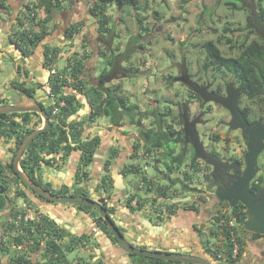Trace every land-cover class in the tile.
Wrapping results in <instances>:
<instances>
[{
	"label": "flooded vegetation",
	"instance_id": "af4514ba",
	"mask_svg": "<svg viewBox=\"0 0 264 264\" xmlns=\"http://www.w3.org/2000/svg\"><path fill=\"white\" fill-rule=\"evenodd\" d=\"M240 1L244 4L245 8L250 10L252 15V9L246 6L244 0ZM258 12H260V9ZM252 23H250L251 26L247 27L249 32H252L254 29ZM244 30L245 29L240 30V33L242 32V35L240 36L235 34L234 38H232L233 43L239 44L236 43V41L237 39H240V37L244 38V40H247L246 38L248 36V32L246 30L247 33H244ZM78 31H80V29ZM99 34H102L100 30ZM255 34L258 38H263L257 34V32ZM247 42L249 43V41ZM83 45L89 46L93 49V45L90 41H88V39H86ZM228 45L229 47L231 46V44ZM234 49L240 51L238 55L240 56L242 51L237 47L232 48V50ZM77 61L78 60H75L74 63H77ZM45 65H49L47 62V57L45 60ZM229 74L231 75V81L224 80L222 83H215L213 81L201 82L196 79L189 71L183 72L181 77H189L191 81L198 83L204 93H208V91H210L227 96L230 91L232 94H238V105L250 125L256 126L259 121L264 124V95L261 97H250L248 94H246V88L243 84H241L240 80L234 77L231 73ZM52 75L53 74H51L50 77ZM84 79L88 81L86 85L88 89L103 83L101 78L98 76L95 77L94 72H92L86 66L84 68ZM185 85L187 86L190 95H188L184 100L185 103L183 106L181 105L182 126L175 129L176 131L182 129L183 133L181 136L178 135V133L175 134V136L181 138L175 143L174 146L176 153H182L184 160L180 164V167H177L176 169L179 173L175 179L172 174H168V171L170 170L169 166H173V164L176 163L172 162L171 155L168 156L167 148L165 146L155 147L152 142H147L145 136L142 135V130L147 133L148 129L153 128L154 130L156 128V114L153 111L147 116L141 115V112L137 111L136 118L138 121L141 119L140 123H131L127 116H124L120 123H112L110 118L104 113L91 116L93 104L90 102L88 95L83 92V95H86L90 102L91 112L82 115V120L79 121L82 127L85 129V125L88 124L87 122L93 123L97 120L99 121L101 117H104L108 119V122L110 123L109 125H111L109 131L113 136H111L109 139L107 138L105 135L106 133L102 132L100 125L103 126V124L100 122L99 125H96L98 127L100 126L97 131L91 130L88 132L85 141H94L96 138H98V144L93 151L91 149H86V155L82 150H80L79 155L77 154L78 158L70 162L69 165L72 167V181L70 186L73 191L71 194L69 193L66 195L83 196L100 203L104 207L110 222L114 225L122 240L127 243V246H123L120 243L119 238L114 235L113 231L109 227L108 221L95 206L89 204H68L48 200L43 195L39 194L34 188L23 184L21 181V187L25 192V195L19 196L24 198L25 203L21 205V209L25 215L26 213L30 215L29 219H36L42 215L41 213L34 211L33 206L31 205L32 202L30 198L35 196L40 200L48 202L68 204V206L74 205V208H76L77 211H83L87 216H89L93 221V224L99 229L100 236L96 238V241H93L92 237H90V235H86V233H83V235L86 237L80 236L77 238L61 235L57 238L59 243H69L71 250H78V253L81 252L79 253L80 256H78V254L75 256V261L72 260V264H90V260L87 261L85 255H88L91 260L95 259L96 264H108V262H111L112 264H140L141 262H139L138 257L141 255H138L133 251L142 249L155 250L157 249L155 246L157 244H151L150 242L152 239L149 242L151 228L147 225H143L142 222L138 223L135 219V215L142 213L141 211H143L144 215L146 216L145 219L148 218L147 220L152 224L153 220L148 216V214H153L158 220L169 215L172 211L171 209L177 205L172 203L170 199L171 195L169 192V187L172 185L173 187L179 186L180 188H183L184 184L186 185L185 181H190L189 184H187V186H189V192L186 190L187 193L183 194L185 197L191 195L192 198L184 203H188L189 207H191V209L194 211H201L205 209L207 211L206 217L208 218V222H211V225L215 228H212V230H220L223 228V225L220 222L221 218L226 216L228 213H231L234 207L230 204V202L220 201L218 199V186H211L209 188V185L214 181V178H211L209 181L204 180L205 176L210 173V171H212L213 167L203 159L196 157V151L193 142L190 137L187 136L186 129H192V127L196 129L207 152L216 154L224 162L230 164H239L241 167L245 165V157L248 152V134L243 130V128H231L230 123L233 120V116L229 109L225 108L222 104L213 101H206L199 93L194 91L188 83H185ZM205 88H207L208 91H206ZM28 97L33 99L34 95H32L33 98L31 96ZM192 98L199 102V106L196 108L195 112L193 111L190 103ZM40 103L47 110V112L50 110V107H46L43 102ZM211 103L223 107V109L227 112V115L225 113L222 114V117L226 120L224 121L223 125L220 124L221 126H219L218 130L226 127L227 133L229 135L223 137L222 134H220L221 132L217 130H211L212 133L207 134V136L211 140L212 144L206 146L202 141L201 134L204 133V135H206L205 127L211 128L209 125L212 124L210 118L213 117H208V112L206 111L208 104ZM255 103L260 104L259 107L255 106ZM156 107L157 106H155L152 110H155ZM81 108L85 109V103H83ZM38 115L42 116L39 113ZM227 116H229V118ZM147 117H153L152 125L147 126L145 123ZM50 119L51 121H58L57 117L53 115L50 117ZM44 122L45 120L42 119V125L38 128H41L44 125ZM125 124H127V126L129 125L131 129L125 126ZM164 126L166 127L165 124ZM114 127L120 129L118 134L116 131H114ZM201 127H203V129ZM215 127L216 126H214V128ZM94 131H96V133H94ZM238 136L240 139L239 141L237 139ZM231 137L235 138L233 143ZM13 140L15 141L16 146L17 141L15 138H13ZM74 150L78 151L77 149ZM99 150L103 151L102 156L100 155ZM60 151L61 149L59 152ZM70 152H64L65 154L63 153V155L58 156V167L62 166V161L66 159ZM10 153L11 156H9L8 161H5V163L11 162L13 153L12 150ZM158 153L160 154L158 155ZM42 161H47L43 155L41 157L40 163L34 167V170L31 169V164L29 165L30 167H28L27 171L23 170L22 167L21 169L34 183L47 189L45 185L49 183H46L43 180L42 175L39 173V166L41 165ZM161 165H164L165 168H162ZM185 165H188V168L190 169L188 171H191L189 172L190 177L189 173L185 174L186 180L182 177L185 172H188L183 169V166ZM259 166V172L251 182V190L254 194L258 193L264 187V149L262 150L259 157ZM149 167L154 168L157 179L155 178V175L151 176L147 172ZM219 172L227 186H231V183L237 178V176L228 178L226 176V169L223 165L220 166ZM31 173L34 175L33 178L30 177ZM262 177L263 180H260ZM143 180H146L148 183H150L148 187L144 185L145 183ZM154 183L161 186L159 187L160 190L158 191V194L152 195L146 193L145 191L148 188L153 187ZM258 184H260V188L257 189ZM163 187H165V189H163ZM49 191L56 193L54 192L53 188ZM141 193L143 194L141 195ZM56 194L62 195L60 192ZM14 195H16L15 192ZM173 196L175 197L176 194ZM145 205L149 207L148 211L147 209H143V206ZM243 206L245 205L241 202L237 204V207L242 208ZM77 207H79L80 210H78ZM121 208L126 210V213L125 211H122ZM245 208L247 210L246 206ZM9 213L11 214L9 215V220L6 221L7 223L5 227H2V224L0 226V254L2 253L7 256L9 262L8 264H10V262L12 264H50L47 262L50 260V256H45L47 247L46 243L49 237H47V235L43 236V228L40 229L34 224V222H32L30 227L16 230L13 228L15 218L13 217L12 212ZM3 214L4 213H0V215ZM250 233L251 238L255 240L264 237V235L260 234V237L254 238L253 233ZM101 240H106L111 246L109 252L103 250L101 246L97 244L100 243ZM98 248L100 250L96 252V249ZM115 253L117 255H114ZM144 257H146V261H150L149 259L153 258L147 256ZM1 258L2 257L0 256V260ZM169 263L171 264L172 262Z\"/></svg>",
	"mask_w": 264,
	"mask_h": 264
},
{
	"label": "trees",
	"instance_id": "16d2710c",
	"mask_svg": "<svg viewBox=\"0 0 264 264\" xmlns=\"http://www.w3.org/2000/svg\"><path fill=\"white\" fill-rule=\"evenodd\" d=\"M69 0H37L28 12V25L24 28L20 36V40L16 42V45L20 50L27 54L32 45H37L43 39L50 34L48 32V23L52 20L53 13H58L62 9V3ZM226 0L227 4H231L232 9L238 10L243 8L237 0ZM97 6L92 8L94 16L97 17L99 23V30L104 35H111L114 31L115 25L112 27L109 26L110 17L106 13V9L109 5H117L118 7H130L135 10V18L139 27V31L132 34L125 45V49L117 52L112 48L113 43L109 41L106 43V48L109 50V54L106 51L101 50L100 53L103 54L108 59V66H106L102 71L100 78L103 83H100L98 86H94L91 89L86 87L88 81L84 79V62L83 59H79L77 63H69L71 66L73 83L80 92H85L88 95L90 102L93 104V110L91 116L104 113L110 118L112 123H120V121L127 116L131 123H140V120L136 118L138 105L130 103L128 98L124 95L119 94V85L115 87H108L106 83L112 81L116 78V70L120 67V70L123 74L120 76L127 77H136L138 76V70H132V66H123V62H130L133 56L140 51H142L147 31V23L145 17L141 14V11L145 12L147 10V5L142 6L138 0H96ZM262 8V9H261ZM44 9L46 17L41 19L36 23L35 16L37 15L36 10ZM259 15L264 20V7H260ZM249 23L253 22V16L250 14L248 16ZM35 25H39L41 29L38 31L35 30ZM156 28H159L158 26ZM77 25L71 26L66 32L67 37H72L75 33L78 32ZM231 27H226L225 31H233ZM253 33H256L255 30H252ZM150 42V41H148ZM225 42L231 44V49L237 47L242 51L240 56L232 57L226 56L222 53L219 45L214 40H208L204 44V48L207 51V60L204 63L206 69L215 65L216 71L221 73H231L234 77L240 80L246 88V94L250 97H261L264 95V39L259 37L254 39L249 43L247 40H244L242 43L235 44L231 37H226ZM47 62L49 64L53 63L58 57V49L56 48H47L46 50ZM83 76V77H82ZM119 77V76H118ZM51 86V92L54 96H58L62 92V85L65 84L66 80L61 82V76L59 74H53L49 79ZM168 84L171 83V80H167ZM24 93L28 96L33 95V89L24 87L20 85L19 87ZM33 98V97H32ZM57 104L60 101H65L66 105L61 107L60 113L57 115L58 121H51L52 127L49 131L43 132L33 143L29 146L27 151H25L23 157L20 160V166L23 170L27 171L29 165L31 164V169L34 170V167L40 163L41 156L39 155L37 148L41 151H46L48 153L58 152L61 148H66L68 152L78 149L82 150L86 155L87 150L95 149L98 144L99 139L96 138L94 141H85L83 138L84 130L80 122L74 120L69 121L70 116L75 113L81 103L78 101L75 95H62L58 97ZM43 106V105H42ZM54 108H50L49 115L52 116ZM153 112L156 114V128L153 130L148 129L147 133L142 130V135L145 136L146 141L153 143L155 147L165 146L167 148L168 156L171 155V160L173 164L169 166L170 171L173 173L177 167H180V164L183 162L184 158L182 153H176L175 143L180 140L181 137L175 136L182 135L183 130L176 131L174 125L168 127L164 126V116L169 115L168 111L162 112L159 107H156ZM149 113L141 112V115L147 116ZM21 118V122L16 118ZM42 125L41 116L37 112H24V113H1L0 114V138H15L16 146L11 149L13 154L16 153V149L21 144L23 139L30 134L33 130ZM155 131V132H154ZM65 143V145H63ZM73 143H75L73 145ZM14 157V155H13ZM13 157L11 162L1 163L0 162V210L4 209L9 205L13 217L15 218L13 223V228L19 230L21 228H28L31 226L32 222L37 225L40 229L43 228V236L49 237L47 241L46 254L45 256H50V264H70V261L66 258L63 252V246L65 244L59 243L57 238L61 235H65V229L60 227V225L48 216L41 215L36 219L26 220L25 213L19 207H17L16 200L19 196L25 195L22 187L19 186L21 180L19 178L18 171L13 167ZM198 170V169H197ZM30 177H34L33 173L30 174ZM263 180V177L260 178ZM264 181V180H263ZM45 187L48 190H52L51 184H46ZM260 188V184L257 185V189ZM13 189L14 192L18 191L13 198H9L7 193ZM165 189V187H163ZM184 190H189V186H183ZM181 191L178 194L185 193L187 191ZM60 194H68L67 188H63L60 191ZM232 214L236 216L237 222L240 225V232L248 233L244 229V223L247 220L248 213L245 206L234 207ZM238 233V238L241 244V251L239 256L236 259L231 258L232 251V242L230 237V232L227 229L223 231L225 234V239L227 240V255L229 261H235L240 258L242 254V249L244 247V239L242 238L241 233ZM254 238H258L261 235L259 233H253ZM46 237V238H47ZM66 248H70L69 243L66 244ZM146 257L139 256V262L145 264H153L159 261L172 262L173 264H191V263H182L181 261H165L161 259L151 258L150 261H146Z\"/></svg>",
	"mask_w": 264,
	"mask_h": 264
},
{
	"label": "crops",
	"instance_id": "0c3cea01",
	"mask_svg": "<svg viewBox=\"0 0 264 264\" xmlns=\"http://www.w3.org/2000/svg\"><path fill=\"white\" fill-rule=\"evenodd\" d=\"M94 1L95 0L88 3L87 12L84 11L82 14L80 12V9H78L80 5L79 0L64 1L62 3V9L58 13H53V18L48 23V32H50V34H48L43 39V41H46V43L42 41L37 45H32L29 52L25 54L20 50V48H18L16 42L20 40V36L24 31V28L29 22L28 12L31 8H33V5L35 3L30 2V0H0V104H30L33 101L37 100L39 101V103L43 102L46 107L55 108L57 107V102L59 101L58 97L60 98L64 94L75 95L78 101L82 104L81 107L83 106V103L87 96L83 95V92L78 91L75 83H73V75L69 63H74L75 60H79L81 58L83 59L82 61L84 62L85 66L92 72H94L95 77L97 76L96 64L98 61V56H103V54L99 53L96 57L95 50L92 51V53H88V46L83 45L86 39H88V41H90L92 44L96 39V34L94 35L90 33L92 31H89L86 27V24H88L89 21L95 19V16L92 12ZM83 4H87V1L83 0ZM114 6L117 7L116 5ZM123 10L124 9H122V12ZM41 11L42 14H40ZM36 13V17H38L37 21H40L41 19L46 17L43 9L36 10ZM106 13L109 14V10ZM86 17H88L89 19H87ZM73 25H77L80 31H78L72 37H67V29L71 28V26ZM40 29L41 27L39 25L35 26L36 31H39ZM94 33H96V31H94ZM96 45H101V43H96ZM56 46H61V48H63L62 46H66L68 49L66 50L65 47V50L61 51L60 55H58L59 57H57V59L53 63L45 65L47 48H54ZM71 51H73L74 55H71ZM81 55H83L84 57ZM103 57L105 58V56ZM59 58H64L68 62V64H66L64 68H59L57 66V61ZM53 70L57 72L56 74H59L61 76V82L66 80L65 84L62 85V92H60L58 96H54L52 94L51 86L49 83V79L51 78L50 75L53 73ZM117 79L119 78H116L114 81L112 80L111 83L116 84L115 86L119 85V94H121L122 91L123 94H125V91L129 90L128 85L132 83H129V81H127L124 84L121 81L122 79H120V81L118 82ZM20 85L33 89V95L35 99H30L28 95L19 88ZM154 90L156 89H152V91ZM131 91L132 92H128L127 95H131L130 103L132 102V97L134 96L135 102L132 103L138 105V111H145L144 108L149 105L148 103L155 105V99H153V96H151L150 94L145 93L144 99H141L139 94H136L135 89H132ZM136 96H138L139 100L136 99ZM40 97H42L43 99ZM61 102L62 100L60 101V103ZM16 119L20 122L22 121L21 118L17 117ZM73 120L79 122L80 120H82V116H79ZM69 121L72 120H70L69 118ZM95 122H87L88 124L85 125V129L83 128V138L85 140L87 138L86 135L89 131H97L100 126L102 128V132L106 133L105 135L108 139L113 136L112 134H110L109 129L111 128V125H109L110 123L108 122L107 118L101 117L97 123ZM99 122L102 123L103 126H96L99 125ZM125 126H127V124H125ZM127 127L131 129L129 125ZM113 129L117 134L118 132H120V129H118L117 127H114ZM96 131H94V133H96ZM7 140L9 142H7ZM74 144L75 143H73V145ZM63 145H65V143ZM14 147L15 141L13 140V138H0V162L8 161L9 156H11V149H13ZM36 150L41 157L43 155V157H45V160H47L46 162L42 161L41 165L39 166V173L42 175L43 180L46 183L51 184L54 192H60L65 187L67 188L68 194H71L73 191L70 186L72 181V167L69 164L72 160L78 158L77 154L79 155L80 150H72L66 157V159L62 161V166L60 167H58L57 165L59 163L58 156L63 155L64 152H68L66 148H61V151H58L59 153H48L46 151H41L38 148ZM99 151L100 155L102 156L103 151ZM172 175L174 178L178 176L176 171H174ZM185 182L187 185L190 181ZM183 190V188L175 186L174 190L169 191L172 203L177 205L174 206V208L172 207L173 209H171L172 211L170 212V214L163 217V219L158 220L156 218L155 221L153 220V224L159 226L160 228L157 230L150 229V239H147H149V242L152 239V241L150 242L151 244H157L155 245L156 248L162 250L183 249L186 252L205 255L209 259L213 260L214 264H264V237L255 240L251 238L250 232H240L245 244L239 259L232 262L228 260L222 261L218 259L217 254L220 252H224L225 256H227V240L223 238V236L221 235V230L219 229L214 230V228L213 230L210 229L209 233L205 232V230H207V225L210 223L208 222V218L206 217L207 211L205 209L201 211L192 210L191 207H189L188 203H184L190 200L192 196L190 195L188 197H185L183 193L180 195L178 194ZM174 193L177 194L175 197L173 196ZM142 194L143 193H141V195ZM182 196L186 198L185 201H180L179 203L173 201V199L183 198ZM30 200L32 202L31 205L33 206V210L41 213L42 215L48 216L51 219H54L60 225V227L65 229L66 236L77 238H79L80 236L86 237L85 235H83V233H86V235H90V237H92L93 241H96V238L100 236V231L97 226L93 224V221L90 219V217L87 216L83 211H77L76 208L69 207L68 204L61 205L59 203L40 200L35 196H32ZM16 201L17 202L15 205L19 208H21V205L25 204L24 198L22 197H19ZM148 208L149 207L146 205L143 206L144 210L147 209L148 211ZM10 209L11 208H9L8 205L1 211L2 213L5 211L9 212ZM122 211H125L126 213V210L122 209ZM141 212L142 213H138L135 215V219L138 223L142 222L143 225H145L144 220H147L148 218L145 219L146 216L144 215L143 211ZM70 215H72L71 218ZM1 217L3 218V222L7 221V216L5 214L1 215ZM1 222L2 221H0V223ZM241 230L242 229H240V231ZM63 244H65L63 246V252L66 258L71 261L72 264V260L69 259V253H74L75 250L66 248V243L63 242ZM97 244H99L105 251L109 252V250L111 249V246L106 240H101L100 243ZM99 248L96 249V252L100 250ZM79 253L78 256H80ZM114 255L117 254L115 253ZM85 257L87 261L90 260V264H96L95 259L91 260L88 255H85ZM73 261H75V257H73ZM108 264L112 263L108 262ZM153 264L170 263L159 261Z\"/></svg>",
	"mask_w": 264,
	"mask_h": 264
},
{
	"label": "rangeland",
	"instance_id": "374dc122",
	"mask_svg": "<svg viewBox=\"0 0 264 264\" xmlns=\"http://www.w3.org/2000/svg\"><path fill=\"white\" fill-rule=\"evenodd\" d=\"M36 1L37 0H30V2L34 3H36ZM86 1L87 4H83V0H79L80 5L78 9H80L81 14L84 11L87 12L88 3L92 2L93 0ZM95 1L94 6H97V3H95ZM138 1L142 4V6L147 5L148 7L145 12L141 11V14L145 17L147 23L145 44L142 51L135 54L130 62L122 63L123 66H132V70H130L132 72L139 68L138 77H121L120 75L123 73L120 70V67H118L116 70V78H119L117 79V82L122 79L121 81L124 84L127 81H129V83H132L128 85L129 90L125 91V94H123V91L121 92V94L129 99V102L131 95L129 96L127 95V93L132 92V89H135L136 94H139L141 99H144L145 93L153 96L152 98L155 99V105L148 103L149 105L144 108V112L151 113L153 111L152 109L157 106L159 107L160 111L169 112V115L164 116V124L166 125V127L174 125V128H180L182 126L181 105L183 106V104L185 103L184 100L188 95H190L185 83L179 80L182 73L185 71H189L196 79L201 82L213 81L215 83H222L224 80L231 81V75L229 73H221L216 71L215 65L208 69L204 67V63L207 60V51L204 48V44L208 40H214L219 45L224 55L237 57L240 51L236 49L232 50L225 42V38H234L235 34H238L239 36L242 35V32L240 33V30L242 29H245V33L247 27L251 26V24L248 22V16L251 14V12L248 8L244 7V4L240 0L237 1H239L240 5H242L243 8L238 10L232 9L231 4H227L226 0ZM114 5L115 4L109 5L106 9V12H108L109 10V14H107L110 17L109 26L112 27L113 25H115L114 31L111 33V35H106V33L104 35L99 34V30H97L99 29V23L96 16L95 19L89 21V23L86 24L87 29L89 31H92L90 33L94 35L96 34V39L92 44L93 49L88 46V53H92V51L95 50L96 57L101 50L106 51L109 54V50H107L106 48V43H109V41L113 43L112 48H114L117 52L124 50L130 36L139 31V27L135 18V10L127 6H124L122 8L118 6L115 7ZM261 6L264 7V0H257L258 11ZM122 9H124L123 12ZM43 12L46 16L44 9ZM40 14H42V11L40 12ZM86 18L89 19L88 17ZM35 19L37 23L38 17L35 16ZM157 26L159 28H156ZM226 27H231L234 30L226 32ZM94 31H96V33H94ZM247 32V41L250 42V40L258 39L255 33L249 32V30H247ZM243 40L244 38L240 37V39H237L236 43H240ZM43 42L46 43V41ZM96 43H101V45H96ZM62 47L63 48H61V46L54 47L58 49V55H60L61 51L65 50L66 46ZM67 49L68 48L66 47V50ZM71 52V55H74L73 51ZM57 63V66L59 68H64L65 65L68 64V62L64 58H59ZM96 66L97 76L100 77L101 71L106 66H108V59L106 57L104 58L103 56H98ZM108 68L110 69V66H108ZM116 78H114L113 81ZM169 79L171 80V83L168 84L167 80ZM111 82L112 81L107 82L106 86L115 87L116 84H112ZM152 89L156 90L152 91ZM136 99H138V96H136ZM132 102H135L134 96L132 97ZM190 103L193 111L195 112L196 108L199 106V102L192 98L190 100ZM259 105L260 104H256L255 106L259 107ZM206 111L208 112V117H213L210 118L212 124H209L211 128L205 127L206 135H204V133H202L201 135L204 144L206 146H209V144L212 143L207 134L212 133L211 130H217L221 132L220 134H222L223 137L229 134L227 133L226 127L218 130L219 126L223 125L224 121L226 120L222 117L223 113L227 115V112L223 109V107L211 103L208 104ZM41 117L44 120L43 116ZM227 117L229 118V116ZM152 120L153 117H147L145 121L147 126L152 125ZM214 126L216 127L214 128ZM201 128L203 129V127ZM232 137L231 140L233 143V140H235V138ZM237 139L238 141L240 140L239 136ZM7 142L9 141L7 140ZM159 154L160 153H158V155ZM13 155L14 154L12 153V157ZM1 162L3 164L5 163L4 161ZM185 166H183V169H185L186 171L190 170L188 168V165ZM161 167L165 168L164 165H161ZM175 171L177 174L179 173L177 172V170ZM147 172L151 176L155 175L153 167H149ZM189 172L191 171L185 172L183 174L182 177L185 178V180V174ZM168 174H172V172L169 170ZM143 182L147 187L150 184L146 180H143ZM21 185L22 184L19 183V186ZM159 187L161 186L154 183L153 187L148 188L145 192L152 195L158 194V191L160 190ZM169 189L174 190L175 187L171 185ZM17 193L18 191H16V194ZM56 193H59V191H56ZM7 195L8 197H14V190L11 189L9 193H7ZM69 207L73 208L75 206L70 205ZM77 209L80 210L79 207H77ZM1 210L0 212L2 213ZM9 212H11V210H9ZM9 212H3L7 216V221L9 220V215L11 214ZM148 216L152 220H156V216H154L153 214L150 213L148 214ZM71 217L72 215H70V218ZM2 219L3 218L0 215V221H2L0 223V226L2 224V227H5L7 222H3ZM211 224L212 223L210 222L207 225V230H205V232L209 233L210 229L214 228V226H212ZM77 254L78 250L74 251V253H69V259L73 260V257H75ZM0 256L2 257L0 260L1 264L9 263L7 256L2 253L0 254ZM10 264L12 263L10 262Z\"/></svg>",
	"mask_w": 264,
	"mask_h": 264
},
{
	"label": "water",
	"instance_id": "95a60500",
	"mask_svg": "<svg viewBox=\"0 0 264 264\" xmlns=\"http://www.w3.org/2000/svg\"><path fill=\"white\" fill-rule=\"evenodd\" d=\"M246 6L252 9L253 23L252 26L259 34L264 38V21L259 15L257 10L256 0H244ZM180 81L188 83L189 86L199 93L206 101H213L219 104H222L225 108L229 109L233 120L230 123L231 128H243V130L248 134V152L245 157V165L241 167L239 164H230L221 160L216 154L209 153L205 150L199 133L192 127V129H186L187 136L193 142L196 157L203 159L208 164L212 165V171L208 173L204 180L209 181L211 178H214V181L209 185L218 186L217 197L220 201H228L233 207H237L239 202L243 203L247 207L248 217L244 223V229L247 232L259 233L264 235V187L258 192L253 193L251 190V182L259 172V157L264 149V124L258 122L256 126L250 125L246 117L242 113L238 105V94H232L230 91L227 96L221 95L218 93L210 92L204 93L200 85L194 81H191L190 78L180 77ZM85 109L81 108L77 110L70 116V120H73L79 116H82L86 113L91 112V106L88 98H85ZM24 113V112H37L41 114L45 120L44 125L41 128L33 130L28 134L19 147L16 150V153L13 158V167L18 171L20 180L23 184L34 188L39 194L43 195L46 199L62 202L68 204H89L95 206L100 210L105 219L109 223V227L113 231L114 235L119 238L120 243L123 246H127V243L122 240V238L117 233L114 225L110 222V219L106 215L104 207L89 198L83 196L75 195H58L53 193L44 187H41L34 183L21 169H20V160L23 157L25 151L37 139L43 132L49 131L52 123L50 115L47 110L35 100L30 104L23 103H14V104H0V114L1 113ZM223 165L226 169V176L228 178L237 176V178L231 183V186H227L224 182L223 177L221 176L219 170L220 166ZM231 169V170H229ZM234 170V171H232ZM186 198L173 199L174 202L185 201ZM145 225L151 229L157 230L160 227L152 224L148 220H144ZM157 232V231H156ZM133 251V250H131ZM133 252L141 256L153 257L156 259L163 260H173L181 261L182 263H191V264H214V261L206 257L205 255H199L191 252H186L185 250H162V249H142L134 250Z\"/></svg>",
	"mask_w": 264,
	"mask_h": 264
},
{
	"label": "built area",
	"instance_id": "2783aa9c",
	"mask_svg": "<svg viewBox=\"0 0 264 264\" xmlns=\"http://www.w3.org/2000/svg\"><path fill=\"white\" fill-rule=\"evenodd\" d=\"M52 74H56L57 72L55 70L52 71ZM66 105L65 101H62L61 103L57 104V107H55L53 109L52 115L56 116L60 113L61 111V107ZM30 215L28 213H26L25 218L26 220L29 219ZM221 224L223 225V228H221V235L223 236V238L225 239V234L223 233V231H225V229L228 230V232H230V237H231V242H232V251H231V258L230 259H236L241 251V244L238 238V233L240 232V225L237 222V218L235 215L231 213H228L226 216L222 217L220 220ZM218 259L222 260V261H229L228 255L225 256L224 252H220L217 254ZM225 258V259H224Z\"/></svg>",
	"mask_w": 264,
	"mask_h": 264
},
{
	"label": "clouds",
	"instance_id": "9594fccd",
	"mask_svg": "<svg viewBox=\"0 0 264 264\" xmlns=\"http://www.w3.org/2000/svg\"><path fill=\"white\" fill-rule=\"evenodd\" d=\"M117 6V5H116Z\"/></svg>",
	"mask_w": 264,
	"mask_h": 264
}]
</instances>
